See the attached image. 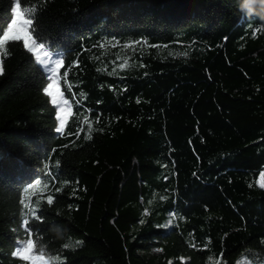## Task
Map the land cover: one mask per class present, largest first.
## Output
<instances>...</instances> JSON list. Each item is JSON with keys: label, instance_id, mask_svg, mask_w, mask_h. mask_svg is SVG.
<instances>
[{"label": "trees", "instance_id": "trees-1", "mask_svg": "<svg viewBox=\"0 0 264 264\" xmlns=\"http://www.w3.org/2000/svg\"><path fill=\"white\" fill-rule=\"evenodd\" d=\"M238 2L0 0V35L34 9L67 101L0 50V264L29 238L51 264L264 261V21Z\"/></svg>", "mask_w": 264, "mask_h": 264}, {"label": "snow or ice", "instance_id": "snow-or-ice-1", "mask_svg": "<svg viewBox=\"0 0 264 264\" xmlns=\"http://www.w3.org/2000/svg\"><path fill=\"white\" fill-rule=\"evenodd\" d=\"M14 18L11 19V22L7 25V29L3 31V34L0 35V50L4 49V46L9 41H23V46L25 49L36 56V59L46 67L48 75V80L51 82L47 84V87L44 88V92L48 95H53L50 91L53 88L57 87V75L58 69L63 66V60L61 59H52V54L45 49V44L43 42H38V38L34 37L33 33L35 32V28L33 26V18L32 13H34V9H30L26 12H22L20 8V4L17 3L14 10ZM258 19V18H253ZM0 74H3V66L2 61H0ZM57 92L59 89L57 88ZM53 103H56V97L53 96ZM63 103H67V101H63ZM64 126L63 121H61L60 128H57L59 132ZM264 176V174H262ZM39 184V181L36 184L32 185V188H35ZM261 188H264V182L260 184ZM30 191V189L26 190ZM53 197L48 196L47 203L52 204ZM24 203V201H21ZM25 207H28L25 204ZM34 217L37 216L35 210L31 213ZM23 224L25 225V231L27 232L28 236L31 237V230L28 229L27 225L29 221L27 218L24 219ZM159 251V250H157ZM33 252V241L31 238L27 239L26 243L20 242L13 253L14 256L19 257L22 260H29V261H43L44 256L41 252L40 255H32Z\"/></svg>", "mask_w": 264, "mask_h": 264}, {"label": "rangeland", "instance_id": "rangeland-1", "mask_svg": "<svg viewBox=\"0 0 264 264\" xmlns=\"http://www.w3.org/2000/svg\"><path fill=\"white\" fill-rule=\"evenodd\" d=\"M45 49L47 51H49L46 47H45ZM49 52L52 54V59H60L53 52H51V51H49ZM58 73H59V69H58ZM57 88L59 89V75H57V87L51 89L50 91L53 94L52 96H55L56 97V104L59 106V110H60V113L62 114V118H64L65 115H66L67 104L63 103V101H65V99L62 97L60 89H59V92H57ZM52 169H55V171L58 170V163L57 162H54L53 163V168ZM262 174H264V171H262L261 175L259 176V179H258L259 184H261L262 182H264V176H262ZM26 241L27 240H25V241L21 240L18 243H20V242L26 243ZM80 242H81L80 239L69 238L68 240H66V242L64 243V245L66 247H68V248H72V247H75L76 245H78ZM41 252L43 253L44 260L43 261H35V262L31 261L32 264H51L52 262H61L64 259V257L62 255H59V254H57V255H49V254H46L42 249H37L34 246V244H33V252H32V255H40ZM251 261L252 260H249L246 257H242V258H240L238 264H264V261H262L260 263H253ZM99 262H100L99 260H96L94 262V264H99Z\"/></svg>", "mask_w": 264, "mask_h": 264}, {"label": "clouds", "instance_id": "clouds-1", "mask_svg": "<svg viewBox=\"0 0 264 264\" xmlns=\"http://www.w3.org/2000/svg\"><path fill=\"white\" fill-rule=\"evenodd\" d=\"M15 6L16 4L14 5V10ZM237 11L249 20L258 18L259 20L264 21V0H239Z\"/></svg>", "mask_w": 264, "mask_h": 264}]
</instances>
